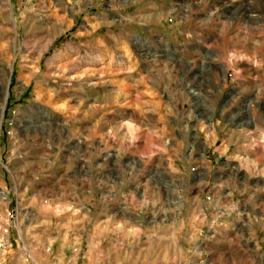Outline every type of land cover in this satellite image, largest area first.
Here are the masks:
<instances>
[{
  "label": "rangeland",
  "instance_id": "374dc122",
  "mask_svg": "<svg viewBox=\"0 0 264 264\" xmlns=\"http://www.w3.org/2000/svg\"><path fill=\"white\" fill-rule=\"evenodd\" d=\"M263 90L264 0H0V264H264Z\"/></svg>",
  "mask_w": 264,
  "mask_h": 264
},
{
  "label": "bare ground",
  "instance_id": "6f19581e",
  "mask_svg": "<svg viewBox=\"0 0 264 264\" xmlns=\"http://www.w3.org/2000/svg\"><path fill=\"white\" fill-rule=\"evenodd\" d=\"M6 1V0H5ZM232 2H228V4H231ZM226 4V3H225ZM216 5H218L217 3H215V7H214V10H217L218 8L216 7ZM211 16V15H210ZM254 66H255V64H254ZM231 67V65L230 64H227V68H230ZM256 67V66H255ZM233 68V67H232ZM235 68V67H234ZM226 69V68H225ZM237 69V68H236ZM235 69V70H236ZM227 70V69H226ZM238 71H236V73H237ZM234 73H235V71H234ZM190 92H191V94H193V95H196L197 93H196V90H190ZM263 92H264V90H263ZM8 91H7V89H6V91H5V94H4V101H7V99H8ZM250 101V104L251 105H249V107L252 109V111H254L255 110V106H253V102H254V100H249ZM248 107V106H247ZM247 107H245L246 109H247ZM3 110H4V107H2L1 109H0V115H2L3 114ZM239 115H241V112L238 114V116ZM242 115H244V113L242 114ZM259 124H260V126L261 127H259V126H256V123H255V127L252 125V126H250V127H248L247 129H246V132H247V138L250 140V142L251 143H253L254 144V151H255V153H254V155H262V154H264V117H260L259 118V121H257ZM244 125H239V127H243ZM263 130V131H262ZM262 132V133H261ZM193 151V150H192ZM238 158H241V157H238ZM241 174V169H240V167L239 168H237L236 170H235V176L237 177V176H239Z\"/></svg>",
  "mask_w": 264,
  "mask_h": 264
},
{
  "label": "built area",
  "instance_id": "2783aa9c",
  "mask_svg": "<svg viewBox=\"0 0 264 264\" xmlns=\"http://www.w3.org/2000/svg\"><path fill=\"white\" fill-rule=\"evenodd\" d=\"M7 220L8 222H13L15 220V215L11 212L7 213ZM9 236L8 229H3V226L0 222V250L6 248L8 240H6V236ZM26 261H29V259H26ZM33 264V263H30Z\"/></svg>",
  "mask_w": 264,
  "mask_h": 264
}]
</instances>
